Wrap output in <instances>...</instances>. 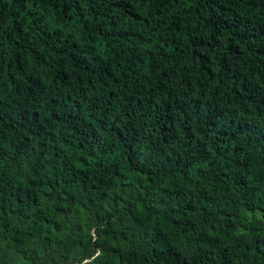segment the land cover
Returning a JSON list of instances; mask_svg holds the SVG:
<instances>
[{
  "label": "trees",
  "instance_id": "16d2710c",
  "mask_svg": "<svg viewBox=\"0 0 264 264\" xmlns=\"http://www.w3.org/2000/svg\"><path fill=\"white\" fill-rule=\"evenodd\" d=\"M264 264V0H0V264Z\"/></svg>",
  "mask_w": 264,
  "mask_h": 264
},
{
  "label": "rangeland",
  "instance_id": "374dc122",
  "mask_svg": "<svg viewBox=\"0 0 264 264\" xmlns=\"http://www.w3.org/2000/svg\"><path fill=\"white\" fill-rule=\"evenodd\" d=\"M20 262H21V263H23V264H25V263H26V261H25V260H23V259H22V260H20Z\"/></svg>",
  "mask_w": 264,
  "mask_h": 264
}]
</instances>
